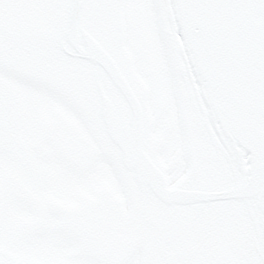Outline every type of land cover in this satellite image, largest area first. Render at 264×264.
<instances>
[{
	"label": "snow or ice",
	"instance_id": "6c2138e0",
	"mask_svg": "<svg viewBox=\"0 0 264 264\" xmlns=\"http://www.w3.org/2000/svg\"><path fill=\"white\" fill-rule=\"evenodd\" d=\"M0 264H264V0H0Z\"/></svg>",
	"mask_w": 264,
	"mask_h": 264
}]
</instances>
